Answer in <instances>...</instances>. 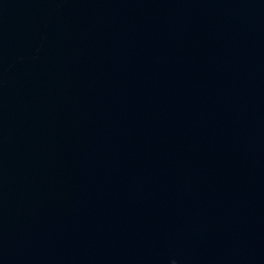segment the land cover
I'll return each instance as SVG.
<instances>
[{
    "label": "water",
    "instance_id": "obj_1",
    "mask_svg": "<svg viewBox=\"0 0 264 264\" xmlns=\"http://www.w3.org/2000/svg\"><path fill=\"white\" fill-rule=\"evenodd\" d=\"M0 264H264V0H0Z\"/></svg>",
    "mask_w": 264,
    "mask_h": 264
}]
</instances>
